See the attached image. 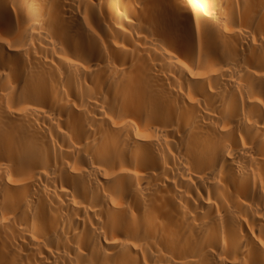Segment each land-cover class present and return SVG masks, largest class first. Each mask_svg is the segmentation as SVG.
<instances>
[{
	"label": "bare ground",
	"instance_id": "1",
	"mask_svg": "<svg viewBox=\"0 0 264 264\" xmlns=\"http://www.w3.org/2000/svg\"><path fill=\"white\" fill-rule=\"evenodd\" d=\"M0 264H264V0H0Z\"/></svg>",
	"mask_w": 264,
	"mask_h": 264
}]
</instances>
